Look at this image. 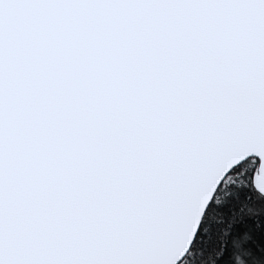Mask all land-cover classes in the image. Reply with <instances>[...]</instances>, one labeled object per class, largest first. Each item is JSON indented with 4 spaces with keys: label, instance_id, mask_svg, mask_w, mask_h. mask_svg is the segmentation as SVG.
Wrapping results in <instances>:
<instances>
[{
    "label": "snow or ice",
    "instance_id": "1",
    "mask_svg": "<svg viewBox=\"0 0 264 264\" xmlns=\"http://www.w3.org/2000/svg\"><path fill=\"white\" fill-rule=\"evenodd\" d=\"M0 264H264V0H0Z\"/></svg>",
    "mask_w": 264,
    "mask_h": 264
}]
</instances>
